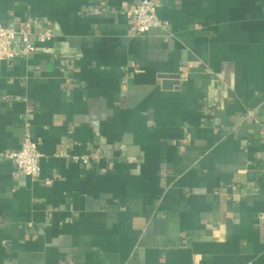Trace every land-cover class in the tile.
I'll use <instances>...</instances> for the list:
<instances>
[{
  "label": "crops",
  "instance_id": "obj_1",
  "mask_svg": "<svg viewBox=\"0 0 264 264\" xmlns=\"http://www.w3.org/2000/svg\"><path fill=\"white\" fill-rule=\"evenodd\" d=\"M139 1L0 0V264H264V0Z\"/></svg>",
  "mask_w": 264,
  "mask_h": 264
},
{
  "label": "built area",
  "instance_id": "obj_2",
  "mask_svg": "<svg viewBox=\"0 0 264 264\" xmlns=\"http://www.w3.org/2000/svg\"><path fill=\"white\" fill-rule=\"evenodd\" d=\"M155 0H141L123 9L125 16L131 21V29L137 36L146 34L151 28L162 27L163 23L156 16ZM33 25L23 22L18 28L5 27L0 24V61H8L18 57H26L35 51L31 42ZM40 43L49 42L52 33L47 28H39L36 32ZM14 164L15 175L35 178L39 172L41 154L29 132L23 134L18 150L3 156Z\"/></svg>",
  "mask_w": 264,
  "mask_h": 264
},
{
  "label": "water",
  "instance_id": "obj_3",
  "mask_svg": "<svg viewBox=\"0 0 264 264\" xmlns=\"http://www.w3.org/2000/svg\"><path fill=\"white\" fill-rule=\"evenodd\" d=\"M163 78H165V79H176L177 76H164Z\"/></svg>",
  "mask_w": 264,
  "mask_h": 264
}]
</instances>
